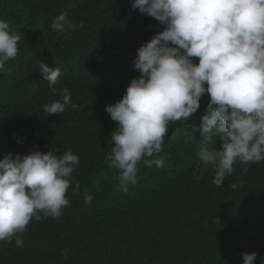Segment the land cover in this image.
Returning <instances> with one entry per match:
<instances>
[{"label":"trees","instance_id":"obj_1","mask_svg":"<svg viewBox=\"0 0 264 264\" xmlns=\"http://www.w3.org/2000/svg\"><path fill=\"white\" fill-rule=\"evenodd\" d=\"M130 3L0 0V19L22 36L18 56L0 72V159L50 148L79 156L66 193L70 205L59 219L41 212L24 233L0 241V264H243L242 253L252 251L254 264H264V161H237L221 186L213 184V169L197 156L201 133L193 128L207 114L208 94L189 121L169 123L162 152L147 158L166 156L164 167L139 162L137 183L121 191L119 170L105 159L116 128L105 107L139 75L137 49L164 27ZM62 12L72 27L50 30ZM42 62L60 69L57 88L67 87L76 107L43 111L62 97L48 88Z\"/></svg>","mask_w":264,"mask_h":264},{"label":"clouds","instance_id":"obj_2","mask_svg":"<svg viewBox=\"0 0 264 264\" xmlns=\"http://www.w3.org/2000/svg\"><path fill=\"white\" fill-rule=\"evenodd\" d=\"M130 6L164 27L137 49L133 66L139 75L130 79L120 100L105 107L116 122L114 146L105 159L119 170L121 191L137 183L139 162L164 167L166 156L147 158L162 152L169 123L189 121L205 94L210 96L207 114L193 128L201 133L197 156L203 168L213 169V184L221 186L237 161H264V0H131ZM67 17V12L57 15L50 30L72 27ZM21 39L0 19V72L18 56ZM39 67L53 95L62 97L43 111L61 114L68 105L76 107L69 89L57 88L60 69L44 62ZM58 151L8 152L0 159V241L24 233L41 212L59 219L70 205L66 193L79 156ZM79 189L76 182L72 191ZM92 200L84 194L85 204ZM23 243L16 238L18 248ZM242 256L243 264H254L257 253Z\"/></svg>","mask_w":264,"mask_h":264}]
</instances>
